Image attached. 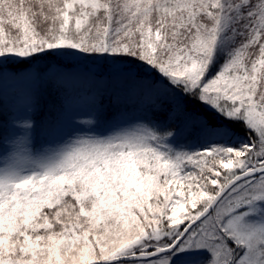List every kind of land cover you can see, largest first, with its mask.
Masks as SVG:
<instances>
[{"label":"snow or ice","instance_id":"6c2138e0","mask_svg":"<svg viewBox=\"0 0 264 264\" xmlns=\"http://www.w3.org/2000/svg\"><path fill=\"white\" fill-rule=\"evenodd\" d=\"M0 264H264V0H0Z\"/></svg>","mask_w":264,"mask_h":264}]
</instances>
